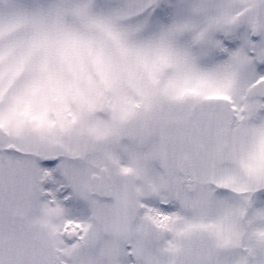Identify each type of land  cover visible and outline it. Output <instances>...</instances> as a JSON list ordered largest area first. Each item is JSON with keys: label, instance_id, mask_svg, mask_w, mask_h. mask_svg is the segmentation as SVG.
Masks as SVG:
<instances>
[{"label": "snow or ice", "instance_id": "obj_1", "mask_svg": "<svg viewBox=\"0 0 264 264\" xmlns=\"http://www.w3.org/2000/svg\"><path fill=\"white\" fill-rule=\"evenodd\" d=\"M0 264H264V0H0Z\"/></svg>", "mask_w": 264, "mask_h": 264}]
</instances>
